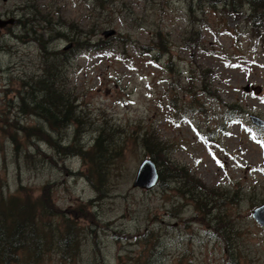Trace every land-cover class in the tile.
Wrapping results in <instances>:
<instances>
[{
	"label": "rangeland",
	"instance_id": "obj_1",
	"mask_svg": "<svg viewBox=\"0 0 264 264\" xmlns=\"http://www.w3.org/2000/svg\"><path fill=\"white\" fill-rule=\"evenodd\" d=\"M190 1L191 10L187 0H0L1 18L23 17L28 30L35 21L42 35L19 39L18 22L0 30V190L35 196L46 188L53 206L78 225L71 260L51 247L38 264H264V227L251 215L264 203V127L248 117L264 120V39L243 17ZM26 6L51 24L38 22ZM94 21L103 25L96 38L110 43L106 48L63 50L75 25L86 31ZM109 28L113 38L102 35ZM157 31L170 53L152 60L159 49L139 44L159 47ZM120 34L130 41L122 44ZM169 59L171 70L164 67ZM53 62L55 75L63 66L57 84L94 126L105 121L119 131V151L93 175L88 160L44 139L47 123L23 112L35 91L21 81L36 84ZM205 69L214 75L202 83ZM246 84L261 90L245 92ZM147 132L163 142L161 160L188 167L205 188L182 197L170 178L165 186L133 187L140 162L150 158L141 142ZM52 134L70 143V128ZM85 135L88 145L92 135ZM101 171L107 175L99 194L87 177L95 181Z\"/></svg>",
	"mask_w": 264,
	"mask_h": 264
},
{
	"label": "trees",
	"instance_id": "obj_2",
	"mask_svg": "<svg viewBox=\"0 0 264 264\" xmlns=\"http://www.w3.org/2000/svg\"><path fill=\"white\" fill-rule=\"evenodd\" d=\"M29 1L26 0V2ZM198 1H206L213 7L222 8L226 13L236 18L243 17L252 34L257 38L264 39V0ZM187 7L189 10L192 9L190 0H187ZM28 10L38 22L50 23V19H47L45 14L41 15L38 9L28 8ZM18 22H21L22 26L25 25L23 17ZM31 25H33L31 28H35V21H32ZM101 25V22L94 21L86 31H82L75 25L74 36L69 37L72 43L69 50H100L106 48L110 43H105L101 38H96ZM33 33H36V30H33ZM155 37L161 38V45L159 47L155 44H139L142 49H159L156 55L151 57L152 60H155L161 52L170 53L168 45L166 47L165 44L166 37L162 36L159 31L155 33ZM39 40H41V37L37 39V41ZM118 40L122 44H126L128 43L127 41H130V38L120 34ZM197 40L199 41V39ZM43 51L46 53V49H43ZM58 57L63 58V55L60 53ZM171 64L172 59H169L164 63V67L171 70ZM62 67V65L57 66V74L55 75L56 67L53 62L49 65V68L45 69V73L40 75L36 84L30 83L27 80L23 81L22 86L28 87L26 91L30 93L35 91L33 97L28 101L29 109L23 112L34 113L43 122L47 123L52 132L47 130L46 132L49 134H46L47 138L44 137V139L53 144L54 148L62 154L80 155L83 160H88L89 170L93 175L94 170L100 169L98 165L101 161L109 156L106 161L107 163L119 151V146H117L118 140L116 138V134L119 131L114 126L111 127V124L105 123V121L101 122L97 129L94 126L95 123L90 120L88 113H86L81 105H78L80 103L74 104L75 99L57 84V75L60 74ZM211 75L214 74L209 69L202 71V83H204L205 77ZM236 106L237 104L233 103L229 105V108L236 109ZM89 126H92V128H89L90 130L87 129ZM66 128H70V132H72L70 143L68 145H61L52 133L59 134ZM94 129H97V131ZM93 131L96 132L93 133ZM86 132H90L92 135L91 142L88 145L82 143V139L86 137ZM112 132L113 136L111 135ZM152 134V132H147L144 136L141 135V142L147 152L150 153V158L158 168L159 186H165L167 183L164 182L167 181V178H170L177 182L176 185L178 189H181L182 197L193 195V191L200 192V190L205 188L202 183L190 175L188 167L175 164L167 159L165 161L161 160V157H165L162 155L161 144L163 142L158 138L154 139ZM111 145L113 149L115 148L116 153H111ZM155 147L156 149H154ZM78 173L81 174V171ZM98 173L101 174L95 177V181L86 177L93 186L95 185L98 193L101 194L103 183L98 182H103L107 173L102 171ZM176 178L177 180H174ZM45 189L43 188L42 192L35 196L29 190L26 192L21 189L13 194H4L0 190V264H38L42 256L51 247H58L60 249L62 260H71L77 252L78 241H75V239L78 237V225L73 215L68 213V211L54 207L51 199L44 194ZM200 198L205 200L206 204L208 203V198L203 191ZM208 211H210L209 208L207 209ZM54 217L55 220L51 224V219ZM47 224L49 225L47 226Z\"/></svg>",
	"mask_w": 264,
	"mask_h": 264
},
{
	"label": "water",
	"instance_id": "obj_3",
	"mask_svg": "<svg viewBox=\"0 0 264 264\" xmlns=\"http://www.w3.org/2000/svg\"><path fill=\"white\" fill-rule=\"evenodd\" d=\"M15 22H16L15 17H11V18L0 17V30L4 28L6 25L13 24ZM114 33L115 30L111 28L106 29L103 32V34L106 37L113 35ZM243 89L245 92L252 91L254 94H258L261 90L260 86L258 85L249 86L248 84H246V86H244ZM248 117L253 124L258 125L260 127H264V120L261 117L252 114H250ZM157 181H158V168L155 162L151 158L143 159L138 166L132 186L148 190L151 189L153 186L157 185ZM251 215L257 223H259L261 226L264 227V203L255 207L251 211Z\"/></svg>",
	"mask_w": 264,
	"mask_h": 264
},
{
	"label": "flooded vegetation",
	"instance_id": "obj_4",
	"mask_svg": "<svg viewBox=\"0 0 264 264\" xmlns=\"http://www.w3.org/2000/svg\"><path fill=\"white\" fill-rule=\"evenodd\" d=\"M11 18V17H10ZM16 18V22H18V18L17 17H15ZM16 22L15 23H13V24H8V25H6L5 27H8V26H13V25H15L16 24ZM19 23V25L23 28V31H21V35H19V36H17L19 39H21L22 37H23V35H25V34H33V39L34 40H36L37 41V39L39 38V37H41L42 35L40 34V33H38L39 32V29L38 28H31V29H27V25L25 24V25H23L22 26V23L21 22H18ZM31 27H33V26H31ZM33 30H36V33H33ZM25 31V32H24ZM55 31H57L56 29H55ZM72 43L70 42V43H68V45H71ZM13 70V72H14V70H17L16 68H14V69H12V68H10V72ZM12 74H14V73H12ZM23 81V80H22ZM21 81V82H22ZM25 87V86H24ZM26 88H28L27 86H26ZM26 90V89H25Z\"/></svg>",
	"mask_w": 264,
	"mask_h": 264
},
{
	"label": "bare ground",
	"instance_id": "obj_5",
	"mask_svg": "<svg viewBox=\"0 0 264 264\" xmlns=\"http://www.w3.org/2000/svg\"><path fill=\"white\" fill-rule=\"evenodd\" d=\"M105 30H106V29H105ZM105 30L102 31V35H103V36H105V35L103 34V32H104ZM110 36H111V35H110ZM108 37H109V36H108ZM71 45H72V44H71ZM71 45H68V44H67L66 46H64V49H63V50L70 49V48H71ZM23 81H25V80H23ZM23 81L21 82V85H22ZM24 113H25V112H24ZM176 177H177V176H176ZM173 178H174V177H173ZM164 179H165V178H164ZM167 179H168V178H167ZM169 180H170V179H169ZM174 180H177V178L174 179ZM181 180H182V179H181ZM181 180H180V181H181ZM185 181H186V180H185ZM175 182H176V181H175ZM175 182H174V183H175ZM182 182H184V181H182ZM180 183H181V182H180ZM186 183H187V182H186ZM188 183H189V182H188ZM190 183H191V182H190ZM194 183H195V182H194ZM214 202H215V201H214ZM210 203H211V202H210Z\"/></svg>",
	"mask_w": 264,
	"mask_h": 264
},
{
	"label": "snow or ice",
	"instance_id": "obj_6",
	"mask_svg": "<svg viewBox=\"0 0 264 264\" xmlns=\"http://www.w3.org/2000/svg\"><path fill=\"white\" fill-rule=\"evenodd\" d=\"M253 139H255V137H253ZM260 142V141H258ZM261 143V147L264 148V142H260Z\"/></svg>",
	"mask_w": 264,
	"mask_h": 264
}]
</instances>
